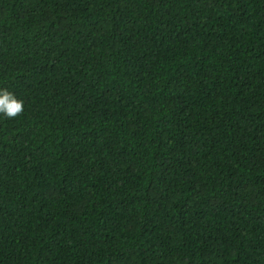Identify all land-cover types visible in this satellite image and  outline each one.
<instances>
[{"label":"trees","instance_id":"obj_1","mask_svg":"<svg viewBox=\"0 0 264 264\" xmlns=\"http://www.w3.org/2000/svg\"><path fill=\"white\" fill-rule=\"evenodd\" d=\"M0 264H264V0H0Z\"/></svg>","mask_w":264,"mask_h":264},{"label":"clouds","instance_id":"obj_2","mask_svg":"<svg viewBox=\"0 0 264 264\" xmlns=\"http://www.w3.org/2000/svg\"><path fill=\"white\" fill-rule=\"evenodd\" d=\"M23 111V100L9 89L0 87V118L14 119Z\"/></svg>","mask_w":264,"mask_h":264}]
</instances>
